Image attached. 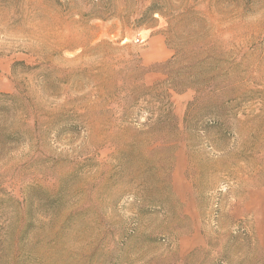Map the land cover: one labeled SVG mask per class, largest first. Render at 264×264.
Wrapping results in <instances>:
<instances>
[{
	"label": "rangeland",
	"instance_id": "1",
	"mask_svg": "<svg viewBox=\"0 0 264 264\" xmlns=\"http://www.w3.org/2000/svg\"><path fill=\"white\" fill-rule=\"evenodd\" d=\"M0 264H264V0H0Z\"/></svg>",
	"mask_w": 264,
	"mask_h": 264
},
{
	"label": "trees",
	"instance_id": "2",
	"mask_svg": "<svg viewBox=\"0 0 264 264\" xmlns=\"http://www.w3.org/2000/svg\"><path fill=\"white\" fill-rule=\"evenodd\" d=\"M149 10H151V8H149Z\"/></svg>",
	"mask_w": 264,
	"mask_h": 264
}]
</instances>
